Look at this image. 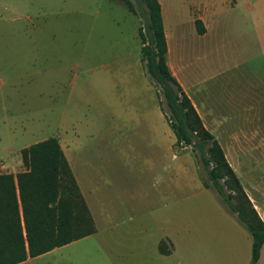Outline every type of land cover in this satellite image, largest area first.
<instances>
[{
	"label": "rangeland",
	"instance_id": "1",
	"mask_svg": "<svg viewBox=\"0 0 264 264\" xmlns=\"http://www.w3.org/2000/svg\"><path fill=\"white\" fill-rule=\"evenodd\" d=\"M125 1L138 10L136 0H0V170L22 171L21 148L39 140L74 139L76 153L110 156L108 163L98 164L103 175L107 171V178L124 189L119 194L108 187L118 191L111 198L124 209V217L143 216L148 222L145 242L137 247L143 263L155 259L148 237L152 232L172 239V264H187L186 249L207 257L209 264H249L250 234L211 187L190 146L174 144L178 157L172 159L153 142L175 141V136L160 90L140 60L141 19ZM243 1L162 4L172 23L181 22L186 40L192 29L189 10L201 9L211 28L210 57L216 59L219 13L231 7L240 12ZM253 5L264 9V0H254ZM175 52L185 80L200 86L201 49ZM215 68L211 65L208 72L215 71L217 79ZM8 141L10 151L5 149ZM176 164V194L160 201L152 187L158 186L159 175L172 176ZM140 186L145 188L143 198L136 197ZM224 188L233 203L244 204L237 191ZM221 227L225 233L217 235Z\"/></svg>",
	"mask_w": 264,
	"mask_h": 264
},
{
	"label": "crops",
	"instance_id": "2",
	"mask_svg": "<svg viewBox=\"0 0 264 264\" xmlns=\"http://www.w3.org/2000/svg\"><path fill=\"white\" fill-rule=\"evenodd\" d=\"M158 2L167 46L166 63L195 107L203 126L219 143L250 203L264 221V9H257L253 5L254 0H244V9L240 12L232 10V7L221 11L218 16V53L216 59H211V28L201 9L189 10L192 29L188 34L190 38L186 40L180 29L181 22L177 20L172 23L165 13L162 0ZM196 20L203 25L202 33L196 30ZM181 48L191 51L201 49L204 76L200 86L197 82L189 84L185 80L186 73L175 58V51ZM211 65L217 67V79L215 71L208 72ZM159 117H163L161 108ZM56 138L95 229L88 235L39 255L27 256L16 264H172L176 254L172 239L156 236L152 232L148 233V237L152 240L150 250L155 259L145 260L144 263L140 260L137 247L145 242V231L149 224L143 216L124 217V209L111 198L113 191H121L118 193L122 194L124 189L107 178V171L106 176L103 175V167L98 164L108 163L110 156L79 154L73 147L75 145L72 146L74 139L69 142L65 137ZM153 142L161 151L169 152L172 159H177V154L173 152L175 141ZM10 147L11 142L8 141L5 149L10 151ZM172 176L159 175L158 186L152 187L160 201L176 194L177 164ZM162 182L165 188L161 187ZM144 192L145 188L138 187L136 197L143 198ZM143 210L141 207L140 211ZM138 214L141 215V212ZM136 220L139 223H132ZM218 233L224 235V228ZM186 255L187 264H209L207 260L210 259L199 256L193 249H186ZM255 264H264V241Z\"/></svg>",
	"mask_w": 264,
	"mask_h": 264
},
{
	"label": "trees",
	"instance_id": "3",
	"mask_svg": "<svg viewBox=\"0 0 264 264\" xmlns=\"http://www.w3.org/2000/svg\"><path fill=\"white\" fill-rule=\"evenodd\" d=\"M136 1L138 10L129 1L125 2L141 19L140 60L160 90L161 106L170 113L167 122L175 136V145L190 146L211 187L247 229L252 239L249 264H255L264 241V221L250 203L219 143L203 126L166 63L167 46L158 0ZM195 25L197 32L202 33V23L196 20ZM20 156L22 171L15 175L0 172V264L19 263L27 256L39 255L95 229L56 137L22 148ZM225 186L237 191L244 204L241 200L233 203V196L226 193Z\"/></svg>",
	"mask_w": 264,
	"mask_h": 264
}]
</instances>
